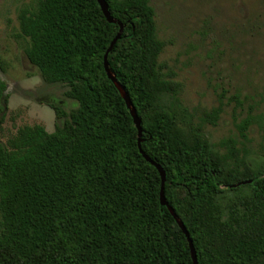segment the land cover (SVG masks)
Wrapping results in <instances>:
<instances>
[{"label":"trees","instance_id":"trees-1","mask_svg":"<svg viewBox=\"0 0 264 264\" xmlns=\"http://www.w3.org/2000/svg\"><path fill=\"white\" fill-rule=\"evenodd\" d=\"M104 2L114 23L96 0H35L18 12L26 60L73 106L49 105L52 132L22 126L0 143V264H192L103 69L117 34L108 71L140 120V151L164 171V201L196 264H264V156L248 157L232 138L219 153L202 137L220 108L197 117L179 102L148 0ZM5 89L0 78V114ZM250 124L236 126L242 141Z\"/></svg>","mask_w":264,"mask_h":264},{"label":"rangeland","instance_id":"rangeland-1","mask_svg":"<svg viewBox=\"0 0 264 264\" xmlns=\"http://www.w3.org/2000/svg\"><path fill=\"white\" fill-rule=\"evenodd\" d=\"M154 13L156 37L164 43L158 62L177 86V99L198 117L219 106L214 126L201 135L211 149L235 139L256 160L264 156V0H148ZM35 0H0V78L8 96L0 114V143L17 128L40 125L54 129L49 105L65 111L73 102L60 85L42 81L26 60L25 42L17 37V15L33 9ZM169 98L161 97L166 105ZM249 120L246 141L236 126ZM197 121V118L194 119Z\"/></svg>","mask_w":264,"mask_h":264},{"label":"water","instance_id":"water-1","mask_svg":"<svg viewBox=\"0 0 264 264\" xmlns=\"http://www.w3.org/2000/svg\"><path fill=\"white\" fill-rule=\"evenodd\" d=\"M99 8H100V11L102 12L103 16L105 17V19L109 22V23H114V20L111 19L109 17V14L106 10V4L104 2V0H96ZM121 30V28H119V31ZM118 38V34L115 36V38H113V40L110 42L108 48L106 49L104 55H103V69H104V72L106 73V76L107 78L116 86V88L118 89L122 99L124 100V103L127 107V109H129V112H130V115H131V119H132V123L135 127V129L137 130V137H138V140H137V147H138V150L141 154V156L143 157V159L148 162L150 165H152L158 175H159V178H160V192H159V204L161 206H164L166 207V209L170 212V214L173 216V218H175L176 222L178 223V226L180 228V230L182 231V233L184 234V236L186 237V240L188 242V247H189V252H190V257H191V261H192V264H196V260H195V255H194V251H193V248H192V245H191V242L190 240L188 239V235L186 233V231L184 230L183 226L178 222V220L176 219L172 209L167 205V203L164 201V198H163V195H162V185L164 183V171L162 170V168L160 166H158L157 164H155L154 162H152L146 155H144L140 149H139V137H140V134H141V130H140V120L139 118L136 116L134 110L131 108L130 106V102L127 98V96L122 93V89L121 87H119L117 84H116V81L115 79L113 78V76L109 73L108 71V67H107V62H106V55L107 53L110 51V49L112 48L114 42L116 41V39Z\"/></svg>","mask_w":264,"mask_h":264}]
</instances>
